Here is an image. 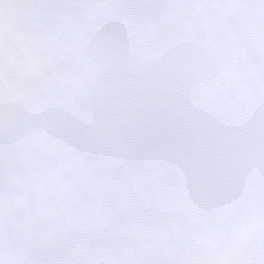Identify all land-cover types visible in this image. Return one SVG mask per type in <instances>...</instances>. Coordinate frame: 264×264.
Returning a JSON list of instances; mask_svg holds the SVG:
<instances>
[{
    "label": "clouds",
    "instance_id": "1",
    "mask_svg": "<svg viewBox=\"0 0 264 264\" xmlns=\"http://www.w3.org/2000/svg\"><path fill=\"white\" fill-rule=\"evenodd\" d=\"M0 264H264V0H0Z\"/></svg>",
    "mask_w": 264,
    "mask_h": 264
}]
</instances>
